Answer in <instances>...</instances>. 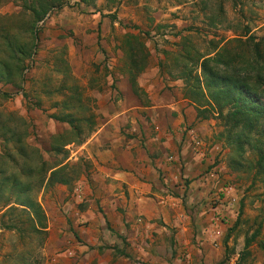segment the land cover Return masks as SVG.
Listing matches in <instances>:
<instances>
[{"label": "rangeland", "instance_id": "rangeland-1", "mask_svg": "<svg viewBox=\"0 0 264 264\" xmlns=\"http://www.w3.org/2000/svg\"><path fill=\"white\" fill-rule=\"evenodd\" d=\"M22 4L0 0V64L11 67L0 79V264H264V181L231 163L220 119L198 112L172 66L184 34L200 52L246 30L264 40V0H67L38 21ZM8 38L34 42L20 68ZM135 42L148 53L138 93ZM168 95L195 112L188 125L182 109L184 136L203 131L187 150L167 143L178 177L161 195L132 198L110 174L128 159L116 148L159 157L152 145L166 142L156 135L168 120L149 107ZM133 103L134 119L120 118Z\"/></svg>", "mask_w": 264, "mask_h": 264}, {"label": "trees", "instance_id": "trees-1", "mask_svg": "<svg viewBox=\"0 0 264 264\" xmlns=\"http://www.w3.org/2000/svg\"><path fill=\"white\" fill-rule=\"evenodd\" d=\"M22 1L24 11L29 10L35 21L44 18L50 10L67 4V0ZM243 35H246L245 39L241 36L230 38L221 47L211 40L209 50L200 52L191 47L190 36L184 34L181 38L186 44L172 59V66L179 67L178 76L183 80L184 94L196 104L198 112L209 110L220 119L224 126L220 134L230 147L231 163L238 169H254L253 180L264 181V40L249 34V30ZM5 44L10 51L9 58L17 61L14 68H20L35 47L32 40L14 42L8 38ZM136 46L137 50L130 46L127 51L129 80L134 93H138L136 75L145 67L143 58L148 54H142L141 43ZM0 65V79L3 72L10 76L11 67L4 62ZM20 79H23L22 75ZM60 169L52 171L47 184L55 179ZM15 184L19 188L18 182ZM24 205L32 208L36 215L40 210L38 204L29 199ZM245 243L249 244V240Z\"/></svg>", "mask_w": 264, "mask_h": 264}, {"label": "crops", "instance_id": "crops-1", "mask_svg": "<svg viewBox=\"0 0 264 264\" xmlns=\"http://www.w3.org/2000/svg\"><path fill=\"white\" fill-rule=\"evenodd\" d=\"M131 106L132 107H122L120 112H118L122 115L120 118L125 120L129 118L134 119L136 115L135 109L140 108V106H138V103H133ZM184 106V104H181V100L178 101L173 95H168L166 99L162 97L157 99L154 104L149 107L151 111H162V119L165 118L168 120L165 122L166 125L164 128L156 135V139H162V141L166 142L164 144L158 143L152 145L153 150H158L159 157L157 159L149 158L144 148L135 147L131 149L129 146H120L116 148L120 150L119 152H124L123 154L126 155L128 159L123 169L112 171L110 174L112 175L113 181H115L118 186L125 185L132 198H139L141 195H146L147 192L158 197L161 195L160 190L164 189V184L162 182H172L177 179V162H170L167 160V153L173 152L174 148L171 146L167 147V143H176L183 140L184 144H186L185 149L187 150L190 146L189 144H192L191 139L194 140V137H196L199 132H202L204 128L202 125L203 123H197L191 130L193 134L191 135V131H188L184 136L182 109L184 108V112L187 115L188 125H190L195 118L193 108L188 104H186V107ZM120 139L121 137H119V140ZM140 154H142V157ZM173 155L175 159L176 156L175 154ZM205 164H207V162H205ZM203 165L204 163L196 159L194 168L188 169L187 173L190 177L197 176V171H200ZM180 175L181 174H179V176ZM160 176L163 178L160 179ZM157 208L159 210V216H164L162 211L165 207L158 205Z\"/></svg>", "mask_w": 264, "mask_h": 264}]
</instances>
